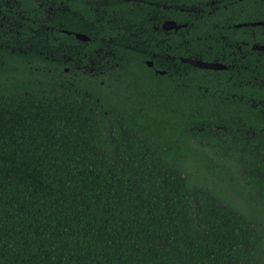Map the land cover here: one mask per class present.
<instances>
[{"label": "trees", "instance_id": "16d2710c", "mask_svg": "<svg viewBox=\"0 0 264 264\" xmlns=\"http://www.w3.org/2000/svg\"><path fill=\"white\" fill-rule=\"evenodd\" d=\"M47 1L70 30L118 36L114 67L93 85L0 48V264H264V54L239 72L141 62L264 44V0H9L35 20L25 38H44ZM168 20L187 27L156 47Z\"/></svg>", "mask_w": 264, "mask_h": 264}, {"label": "flooded vegetation", "instance_id": "af4514ba", "mask_svg": "<svg viewBox=\"0 0 264 264\" xmlns=\"http://www.w3.org/2000/svg\"><path fill=\"white\" fill-rule=\"evenodd\" d=\"M59 11H62V7L59 9ZM56 12L57 10L53 8V3L47 1L43 14L44 38L41 39L39 37L40 35H31L28 36V38H25L24 35H22L20 32V30L24 32V28H27L32 33H36L35 30L31 29L30 25H27V22H31L33 18L20 16L17 10L13 11V5L9 4V0H0V48L7 49L12 52H25L26 50L38 49L39 54H43L47 60V66H45V68H47L46 71H56L58 68L53 67L52 61L58 60L63 64V67H61V71L66 75H70V79H74L77 77L76 79L78 81H89L90 83H93V85L96 84V82H100L101 85H104V82L100 80V78L105 74L111 73L113 71L114 66L111 65L110 60L107 59L114 56V52L111 51L112 49L114 50V46L112 43L117 41L116 37L118 36L108 38L107 40H99V38L97 37V39L95 40V37H92L90 33L82 32L78 28H72V30H70V26H67L66 22H55ZM34 21L35 20L33 19L32 23H34ZM81 24L82 17H80L78 21L79 27H81ZM163 24L164 23H157L153 26V29L156 31V47H158L160 43H164L163 36L161 35L162 33L173 31L164 30ZM56 25L58 26V29L55 28ZM252 25L253 24H250L249 26ZM246 26H248V24H246ZM55 29L56 33H59L60 36L56 37L53 35ZM61 34L64 35L67 39H74L76 41L75 46L77 47V49H79V52L77 54H74L75 57L67 56V54L63 52L61 48H56V51H54L52 41L61 38ZM130 36L135 37L133 33H130ZM92 38L95 40L96 48L91 56H87V54L82 52V48L84 47V44L92 41ZM32 40H36V43H32ZM102 44L104 45V47L101 46ZM235 48V50H232L222 57L213 58L211 61H200L214 63L222 66V69L215 71L228 72L233 70L235 72H239L245 67L243 63L247 64V58L264 54V44L254 41L250 43L249 41L240 39V41L236 42ZM140 50L142 51V48ZM61 51L63 53H60ZM143 54L145 57L141 60V62L147 67V69H150L153 74L160 76L170 74L172 70H174L176 74H178L180 70V64L192 66L189 63H186L184 60H195L189 57H177L169 54H162V52L160 51L154 52L153 50L143 51ZM92 56H95L96 60H94ZM86 58H88V63H85ZM70 63H72L71 65H73V67L68 66V64ZM229 96L231 98H235L236 94L229 93Z\"/></svg>", "mask_w": 264, "mask_h": 264}, {"label": "water", "instance_id": "95a60500", "mask_svg": "<svg viewBox=\"0 0 264 264\" xmlns=\"http://www.w3.org/2000/svg\"><path fill=\"white\" fill-rule=\"evenodd\" d=\"M253 25H256V24H253ZM240 26H244V24L238 25L237 27H240ZM183 27H186V25H178L176 22L171 21V20H168V21L164 22V24H163V28L166 31H169V30H176L177 31ZM184 61L186 63H189L193 67L198 68V69H202V70H220V69H222V66H220L218 64L207 63V62H203L200 60L186 59Z\"/></svg>", "mask_w": 264, "mask_h": 264}]
</instances>
